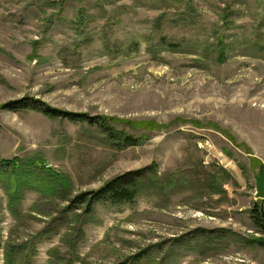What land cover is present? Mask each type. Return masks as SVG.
Listing matches in <instances>:
<instances>
[{"label": "rangeland", "instance_id": "1", "mask_svg": "<svg viewBox=\"0 0 264 264\" xmlns=\"http://www.w3.org/2000/svg\"><path fill=\"white\" fill-rule=\"evenodd\" d=\"M263 165L264 0H0V264H264Z\"/></svg>", "mask_w": 264, "mask_h": 264}, {"label": "trees", "instance_id": "2", "mask_svg": "<svg viewBox=\"0 0 264 264\" xmlns=\"http://www.w3.org/2000/svg\"><path fill=\"white\" fill-rule=\"evenodd\" d=\"M35 106L36 105L33 103V101L25 100L20 103L10 104L9 108L14 111L37 109L40 112L46 114L47 116L64 118L73 122H85L89 123L91 126L98 125L105 132V134L110 136V139H119L121 142H124L125 147H134L139 144V141H137L133 137H128L124 134H121V136L119 137H117L118 135L115 136L113 128L107 123V120H105L104 118L97 119L90 118L88 115L85 114L61 112L59 110L47 107L45 104H41L37 107ZM150 172L151 169H144L137 172H130L120 177H117L116 179L107 183L98 192L85 193L75 198L71 202V205L73 208L77 204L78 207L84 206L86 207L87 211H91L96 204H105L114 207L133 205L136 203L140 192L145 189V183L146 180H148L146 176ZM251 214L253 216V220L255 221L256 226H258L264 234L263 207L260 204H256L255 209L251 211ZM260 245L264 247V239L260 241Z\"/></svg>", "mask_w": 264, "mask_h": 264}, {"label": "water", "instance_id": "3", "mask_svg": "<svg viewBox=\"0 0 264 264\" xmlns=\"http://www.w3.org/2000/svg\"><path fill=\"white\" fill-rule=\"evenodd\" d=\"M256 199L264 200V165L260 168V172L256 177Z\"/></svg>", "mask_w": 264, "mask_h": 264}]
</instances>
